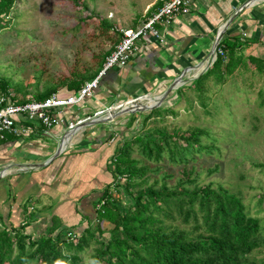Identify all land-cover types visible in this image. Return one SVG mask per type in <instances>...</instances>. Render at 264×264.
Segmentation results:
<instances>
[{"label":"rangeland","instance_id":"374dc122","mask_svg":"<svg viewBox=\"0 0 264 264\" xmlns=\"http://www.w3.org/2000/svg\"><path fill=\"white\" fill-rule=\"evenodd\" d=\"M165 1L15 0L8 16L0 18V100L5 98L3 83L9 100L16 103L36 102L40 96L58 94L66 85L87 83L103 69L123 32L142 26ZM198 75L174 90L147 96L161 97V101L135 120L116 114L111 125L116 140L133 122L128 138L117 145L130 161L138 163L131 171L140 172V177L129 193L135 196L154 185L159 188L165 176H173L166 181L171 188L186 178L192 181L187 183L189 188L221 185L242 200L251 217L261 221L264 238V72L238 73L222 85L212 76L200 86V93L192 86ZM192 132L207 133L201 138L205 150L178 165L166 154L160 162L147 160L136 141L145 135L157 138ZM114 196L119 200L117 193ZM112 228L103 223L101 229L109 234ZM99 247L90 239L78 255L79 264H94ZM253 256L264 261V249Z\"/></svg>","mask_w":264,"mask_h":264},{"label":"trees","instance_id":"16d2710c","mask_svg":"<svg viewBox=\"0 0 264 264\" xmlns=\"http://www.w3.org/2000/svg\"><path fill=\"white\" fill-rule=\"evenodd\" d=\"M14 3L15 0H0V18L8 16ZM163 4L157 6L155 12ZM247 43L237 37L224 38L214 66L196 80L193 90L200 93V86L212 76L222 85L226 78L251 72L249 65L263 73L264 61L241 54ZM101 71L88 82L95 80ZM84 85L82 82L66 85L58 94L64 97H67L64 92L70 96L78 95ZM1 87L3 99L11 101L7 85L3 83ZM49 97L50 94L40 96L36 102ZM130 117L135 120L138 114ZM132 124L130 121L120 132L119 139L115 138L113 142L116 146L113 183L98 200V204L103 201L105 205L96 211L99 223L95 231L89 226L82 234H77L80 239L75 244L66 239L68 232L60 230L55 218L43 234H37L28 229L35 218L28 211L24 212L19 228L7 225L0 216V227L3 228L0 229V264H79L78 255L90 239L100 246L94 264H264L253 256L264 249L261 221L251 217L242 200L223 186L210 184L189 188L187 183L190 185L192 181L186 178L171 188L166 181L173 176H165V182L159 188L154 185L140 190L135 196L129 193L136 189L135 181L140 177V172L131 171L138 163L117 150V145L128 138ZM205 135V132L181 136L166 134L157 138L145 135L136 141L147 160L160 162L166 154L178 165L186 163L187 156L205 150L201 144ZM114 192L119 195V200ZM103 223L113 227L109 234L102 231ZM189 226L190 229H186ZM66 250L75 255L66 256Z\"/></svg>","mask_w":264,"mask_h":264},{"label":"crops","instance_id":"0c3cea01","mask_svg":"<svg viewBox=\"0 0 264 264\" xmlns=\"http://www.w3.org/2000/svg\"><path fill=\"white\" fill-rule=\"evenodd\" d=\"M160 31L166 38L164 46L152 39L138 44L126 67L107 72L91 98L66 110L64 123L49 132L36 125L30 137H10L0 143V172H7L0 181V216L7 225L19 228L28 211L35 216L28 229L37 234H43L54 218L68 233L94 228L98 200L113 183L116 146L110 140L117 134L112 132V121L85 126L72 147L58 156L68 122L84 120L119 102L170 90L193 75L199 77L222 31L223 39L248 42L243 56L264 61V0H193L188 13Z\"/></svg>","mask_w":264,"mask_h":264},{"label":"built area","instance_id":"2783aa9c","mask_svg":"<svg viewBox=\"0 0 264 264\" xmlns=\"http://www.w3.org/2000/svg\"><path fill=\"white\" fill-rule=\"evenodd\" d=\"M192 3L193 0H166L163 6L152 14L142 26L135 30L124 31L119 44L107 57L101 73L95 80L85 83L78 95L64 97L59 94H54L45 101L27 102L24 104L13 103L11 101L6 102L5 99H1L0 142L6 140L7 137L18 139L30 137L36 125L41 126L46 132H49L58 124L64 123L65 119L63 116H65L66 110L79 106L86 99L91 98L99 89L100 82L107 72L118 67H126L133 57L138 44L152 39L158 45L164 46L166 44V38L160 29L168 30L176 18L190 11ZM242 37L246 38V35ZM222 40L219 41V37H217L215 49L211 55L210 62L207 63L204 74L214 66L218 54L221 53L219 51V45ZM114 108L115 106H112L110 109L99 110L96 114L84 120L77 119L74 122H68V134L61 140L59 146L62 147L61 154L72 147V141L77 135V132L87 126L88 124L86 123H95L109 117L111 109ZM110 141L113 143L115 138H112ZM20 171L25 172L27 169H21ZM6 173V171L0 172V181L7 176ZM104 205L105 202L102 201L98 204L97 210H101ZM65 236L68 241L74 242L75 244L80 239L73 232L67 233Z\"/></svg>","mask_w":264,"mask_h":264},{"label":"water","instance_id":"95a60500","mask_svg":"<svg viewBox=\"0 0 264 264\" xmlns=\"http://www.w3.org/2000/svg\"><path fill=\"white\" fill-rule=\"evenodd\" d=\"M225 32H221L219 34V41L223 39ZM181 84V80L177 81L174 84V87L172 88L173 90L176 89V86ZM147 98V96H143V97H138L136 99H133L130 102H127L126 104H124L123 106H120L117 110V112L113 115V116H109L107 118L102 119L101 121L95 122V123H90L88 124V126H96V125H106L107 123H110V121L114 120L116 118V114H128L130 116L136 115V114H141L142 112H145L147 110H151L154 108H149L148 106H143L141 104V100ZM113 109H111L112 111ZM62 153V147L58 148V152L57 155H61Z\"/></svg>","mask_w":264,"mask_h":264},{"label":"bare ground","instance_id":"6f19581e","mask_svg":"<svg viewBox=\"0 0 264 264\" xmlns=\"http://www.w3.org/2000/svg\"><path fill=\"white\" fill-rule=\"evenodd\" d=\"M160 98L155 99V98L149 97V98H145L144 100H141L140 102H141V104H142V102H145L147 104V106L150 108L151 105H153V104H159V102L161 101ZM115 109H116V107L112 111H110L109 116H113L117 112L118 109H116V110Z\"/></svg>","mask_w":264,"mask_h":264}]
</instances>
